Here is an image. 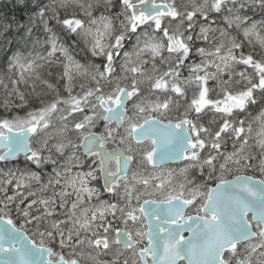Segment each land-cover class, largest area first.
I'll list each match as a JSON object with an SVG mask.
<instances>
[{"label":"snow or ice","instance_id":"snow-or-ice-1","mask_svg":"<svg viewBox=\"0 0 264 264\" xmlns=\"http://www.w3.org/2000/svg\"><path fill=\"white\" fill-rule=\"evenodd\" d=\"M16 6L29 14L0 22V108L39 106L0 116V264H264V20L248 15L264 16V0ZM57 32L100 63L76 60ZM57 64L66 96L42 74ZM20 156L52 174L9 167Z\"/></svg>","mask_w":264,"mask_h":264},{"label":"trees","instance_id":"trees-1","mask_svg":"<svg viewBox=\"0 0 264 264\" xmlns=\"http://www.w3.org/2000/svg\"><path fill=\"white\" fill-rule=\"evenodd\" d=\"M8 8V9H7ZM245 11V10H244ZM247 12V10L245 11ZM23 16L22 22L27 19L28 12L23 11L21 12L18 7L16 6V0H0V22H4V19L7 18V20L11 21L13 19H17V16L20 15ZM249 16H255L260 19H264V16H262L259 11H256L254 14L253 13H248ZM54 23V22H53ZM60 34L61 39L65 40V46L69 47V50L76 56L77 60L80 61L81 63H100L101 58L99 57H92L91 53L86 51V46L83 44H76L74 41L69 40L67 37L63 36L62 33L57 32ZM2 46H0V50ZM246 51H252L253 48L250 46H244ZM257 50L256 52H259L260 49L256 47ZM4 50L0 51V76H4V69L6 68V63L4 60ZM50 73V75H49ZM42 74L44 75V78L48 79L50 83H53L57 88L60 89L61 95H67V93L63 90V85L65 83V80L60 79V76L62 75V66L57 64L54 65L50 68H47L46 70H43ZM83 82L79 78L74 81L75 87H74V92H78L79 85L80 83ZM39 91V89H38ZM51 96V93H49L48 96H45L44 99L47 100ZM3 98V90L0 89V99ZM39 104L36 100L35 97H33L30 102H29V107L28 109H12L10 112H5L3 108H0V116L8 115L12 116L14 114H18L20 116H24L25 112L33 107H38ZM258 106V105H257ZM256 106V107H257Z\"/></svg>","mask_w":264,"mask_h":264},{"label":"flooded vegetation","instance_id":"flooded-vegetation-1","mask_svg":"<svg viewBox=\"0 0 264 264\" xmlns=\"http://www.w3.org/2000/svg\"><path fill=\"white\" fill-rule=\"evenodd\" d=\"M112 11L115 12L116 9H113ZM215 15H217V14H215ZM17 19H23V16H21V14H20V15L17 16ZM35 34L38 35L42 41L45 39V36H44V34L42 32L37 31ZM58 35H60V34H58ZM63 41L65 42L64 39H63ZM45 47H46V45H45ZM1 49L4 50V53L7 52L10 55L11 48L4 49L3 47H1ZM2 50H0V51H2ZM38 51H42V49H39L38 48ZM5 70H6V68L3 70L4 73H5ZM205 122H207V118H205ZM182 166H183V163L182 162H170L165 167L167 169H176L178 171L179 168L182 167ZM0 167H3V165H0ZM9 167H13L15 169H20V170H25L26 168L27 169H30L31 171H35V172L39 173L40 176L42 177V180L43 181H46L47 178L52 174V168L54 166L53 165H46L43 168H37L35 165H32L30 163H26L25 160H24V157L23 156H20L17 159V161H15L13 164H10ZM81 169L82 170H85V171L88 170V162L87 161L84 163V165H83V167ZM246 174L247 175H253V174H255L257 177H260V175H261L259 172H256L254 170H249L248 172H246ZM229 178H231V177H229ZM191 179H193L197 183H202L204 180L207 179V174L205 173V176L204 177H201L200 176V173L198 171H196V172H193L191 174ZM102 183H103L102 180H97V181H93L92 182V185L95 186V187H101L102 186ZM209 183L211 184L212 182H209ZM101 191L103 192L102 187H101ZM108 198L109 197H108L107 194H104L102 196V199H108ZM153 198H155V197H153ZM191 211L192 210H189L190 214H191ZM185 235H187V233H185Z\"/></svg>","mask_w":264,"mask_h":264},{"label":"rangeland","instance_id":"rangeland-1","mask_svg":"<svg viewBox=\"0 0 264 264\" xmlns=\"http://www.w3.org/2000/svg\"><path fill=\"white\" fill-rule=\"evenodd\" d=\"M44 3H54V0H45L44 1ZM247 9H245V11H246ZM251 17V19L253 20V21H256V22H259L260 20H264V19H260V18H258V17H255V16H250ZM214 20H215V23L213 24V27L214 28H219V29H223V28H225V23H224V20L222 19V17L219 15V14H217V15H215V14H213V17H212ZM197 31H198V29H197ZM230 31H232V30H230ZM232 34L233 35H236L237 36V38L238 39H240V40H243L244 38H243V36H242V33H238V32H236V31H232ZM134 43V41H128V42H126L125 43V47H124V49L122 50V53H123V51H131V48H132V44ZM249 46L248 44H247V41L245 40L244 41V46ZM196 47H204V48H211L212 47V43H211V38H210V40L209 41H204V40H195L194 42H193V52H192V54H191V57H190V60L189 61H186V64H190V63H192V62H196V63H199L200 62V60L201 59H203L202 57H200L197 53H196V51H195V49H196ZM251 48H252V46H250ZM258 47V46H257ZM258 49H259V47H258ZM245 53H248V51H246L245 50V48L243 47V49H242ZM70 51V50H69ZM257 51V50H256ZM70 53L74 56V58L77 60V58H76V56L70 51ZM122 58V57H121ZM121 58H117V68H116V71L117 72H120V68H119V60L121 59ZM243 68V66H237V71H239V70H241ZM249 71H251L250 69H249ZM181 72H182V77H184V76H187L188 75V70H187V68H183V69H181ZM5 74V73H4ZM211 83H214V82H211ZM259 109H260V105H258L257 107L256 106H254L252 109H251V112H250V118L251 117H255L256 115H258V113H259ZM172 115H175V113H173ZM253 129H254V132H253V136H255V134H256V130L258 129V125H257V123H253ZM227 150L228 151H231L232 150V145H231V142H229L228 144H227ZM61 163H63V161H61ZM82 168V167H81ZM81 168H77V169H74L73 171H81V172H84L85 170H82Z\"/></svg>","mask_w":264,"mask_h":264},{"label":"water","instance_id":"water-1","mask_svg":"<svg viewBox=\"0 0 264 264\" xmlns=\"http://www.w3.org/2000/svg\"><path fill=\"white\" fill-rule=\"evenodd\" d=\"M176 162H180V161H176Z\"/></svg>","mask_w":264,"mask_h":264},{"label":"bare ground","instance_id":"bare-ground-1","mask_svg":"<svg viewBox=\"0 0 264 264\" xmlns=\"http://www.w3.org/2000/svg\"><path fill=\"white\" fill-rule=\"evenodd\" d=\"M8 9V8H7Z\"/></svg>","mask_w":264,"mask_h":264}]
</instances>
